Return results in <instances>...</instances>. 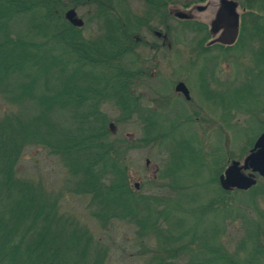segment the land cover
I'll return each instance as SVG.
<instances>
[{
    "label": "trees",
    "instance_id": "16d2710c",
    "mask_svg": "<svg viewBox=\"0 0 264 264\" xmlns=\"http://www.w3.org/2000/svg\"><path fill=\"white\" fill-rule=\"evenodd\" d=\"M66 7L64 0H0V94L19 109L0 117V264H66L60 261L66 256H74L67 264H105V253L99 250L93 263L90 260L92 236L86 227L59 213L62 194L53 195L42 182L17 176L28 146H42L59 157L73 177L72 190L90 197L91 213L103 226L112 220L133 222L141 241H154L151 248L141 243L146 264H260L258 247L241 259L230 255L220 240L225 214L232 211L223 196L244 191L220 187L224 161L220 165L219 159L210 160L199 150L185 172L177 170L186 167L161 172L160 180L168 182L165 194L134 191L102 104L115 103L122 119L135 113L148 119L149 136L163 142V132L154 124L156 113L144 117L133 94L134 74L124 66L140 44L134 37L139 27L128 8L123 20L103 9L97 16L105 21L104 31L86 39L83 26L66 18ZM254 8L261 9L257 1ZM252 9L248 14L256 15L259 25L261 17ZM35 11L41 13L40 24L26 33L12 29L16 18ZM246 16L241 15L242 26L251 21ZM40 37L44 39L38 41ZM244 152L242 148L240 154ZM199 176L214 194L195 203L184 190ZM257 192L252 191L253 198L264 193ZM183 211L188 218L179 215ZM234 211L233 215L239 213ZM206 222L213 227L201 234Z\"/></svg>",
    "mask_w": 264,
    "mask_h": 264
},
{
    "label": "rangeland",
    "instance_id": "374dc122",
    "mask_svg": "<svg viewBox=\"0 0 264 264\" xmlns=\"http://www.w3.org/2000/svg\"><path fill=\"white\" fill-rule=\"evenodd\" d=\"M184 1L169 0L167 23L162 24L155 18L150 25L166 33L165 39L157 37L146 27L139 28L140 44L124 60V66L134 74L131 85L139 109L144 111V117L156 113L154 124L156 130H162L163 142L160 137L149 136L148 119L145 121L138 113L122 119L121 110L115 103L102 104V110L111 120V138L123 150L130 185L145 196L165 194L167 180H160L161 172L186 167L184 171L177 170L185 172L192 166L199 150L200 154L209 155L210 160L219 159L220 165L224 161V169L231 160L242 162L264 129V57L260 61L259 56L264 45V32L259 31L264 26V17L259 25H255L256 15H252L251 21L245 24L250 26L240 32L236 44L221 52L211 47L208 49L206 40L201 41L203 33H194L188 28L197 20L209 24L217 1L194 0L190 7L183 6ZM64 2L67 3L65 15L68 10L75 9L78 17L84 20L82 32L86 39L96 38L104 31L105 21L97 16L103 9L115 17L119 16L118 11H125V6L118 0H86L82 5H74L71 0ZM124 2L128 4L126 10L139 17L149 11L143 0ZM250 3L256 2L250 0ZM200 7L206 9L200 10ZM252 7V11L261 14ZM178 12H185L192 19L182 20L177 17ZM236 12L241 14L243 10L239 7ZM40 15L35 11L16 18L12 29L16 33H26L30 26L41 23ZM167 26H170L169 31ZM179 82H184L190 90V100L182 91L176 90ZM26 109L28 112L33 110L32 107ZM12 110L19 109L11 107L0 94V117ZM148 138H152L151 141ZM242 148L245 152L241 155ZM17 176L42 182L53 195L62 194L59 213L68 217L70 222L74 220L85 226L92 236V263L96 250H99L105 253V264H146L148 256H144L141 243L153 247L154 241L149 244L146 240L141 241L133 222L112 220L103 226L91 213L90 197L72 190L73 177L58 156L42 146H28L17 165ZM256 178L254 190L223 196L230 204L229 209L234 212L238 209L239 213L233 215L230 211L225 214V232L220 240L230 255H238L241 259H248L249 253L258 247L261 251L257 262L264 264V193L252 197V191L264 192V179L258 174ZM203 180L197 177L190 184L192 186L184 190L195 199V203L214 194L212 187ZM159 186L163 189L160 190ZM181 199L187 202L184 195ZM179 215L189 217L184 211ZM212 227L210 222L202 223L200 233ZM253 234L257 236L250 239ZM73 258L66 256L60 261L67 264Z\"/></svg>",
    "mask_w": 264,
    "mask_h": 264
},
{
    "label": "flooded vegetation",
    "instance_id": "af4514ba",
    "mask_svg": "<svg viewBox=\"0 0 264 264\" xmlns=\"http://www.w3.org/2000/svg\"><path fill=\"white\" fill-rule=\"evenodd\" d=\"M89 1H91V0H89ZM118 1L121 4H123V6H125V8H128V4H126L124 2L125 0H118ZM143 1L145 2L146 6L149 7V11H147L146 13L141 15L140 17L136 13H131V17L133 19L135 26H137L139 28L146 27L148 30H152L153 33L157 35V37L165 39V37H167L166 33H164L162 30L156 29L154 27L151 28L150 25L152 24V22L154 21L155 18H157L158 21H160L162 24L167 23L168 18L170 17V13L168 11V7L170 6L169 2H168L169 0H143ZM193 1L194 0H185L183 6L190 7L192 5ZM200 1H202V0H200ZM216 1L217 2H216L215 9H214V16L209 20V24L206 22L203 23L202 21L200 22V20H197L194 22H196L198 24H194V22H192V23H190V26L188 28L190 29V31H192L194 33H203V36H201V41L206 40V47L208 49H210V47H211L212 49L224 52V51L230 50L236 44V42L239 38L240 32L244 31V30L246 31L247 28L250 26V25H244V26L241 25V15H242V13H247L246 17L249 18L250 16L248 13L251 11L250 7L255 6V4H251L250 0H245V2L243 4L240 3L238 0H233L237 4L235 10L237 11V8L241 7L243 12L241 14L237 12V14H238V25H237V29H236L237 30L236 36H235L233 43L227 44V43H224L221 41V37L223 36V33L228 29L227 24H226L228 19L222 18L219 21L217 20L216 22H214L217 19V14L219 13V10L222 7V0H216ZM256 1H257V4L259 5V8H261L259 10L261 12V14H259V16L262 18V16L264 17V3L261 0H255V2ZM204 9H206V7H200V10H204ZM224 9H225V7H224ZM118 13H119V17L121 18V20H123L122 19L123 14L119 11H118ZM180 14H185V17H182ZM177 17L182 19V20L192 19V16L185 13V12H178ZM138 21H141L142 25L137 24ZM169 27L170 26H167V31H169ZM262 27H263V30L261 28L259 30L261 33L264 32V26H262ZM251 28H253V26H251ZM136 32L138 34L139 30ZM137 34L134 37L138 40L139 38H138ZM259 56H260V61H262V57H264V45L262 46V49L259 52ZM184 96H185V94H184ZM185 98L187 100H190L191 95L189 98L186 96H185ZM249 150H248V152H249ZM245 173H247V172H245Z\"/></svg>",
    "mask_w": 264,
    "mask_h": 264
},
{
    "label": "water",
    "instance_id": "95a60500",
    "mask_svg": "<svg viewBox=\"0 0 264 264\" xmlns=\"http://www.w3.org/2000/svg\"><path fill=\"white\" fill-rule=\"evenodd\" d=\"M237 4L233 0H222V7L217 14V20H227V30L223 33L221 41L227 44L234 42L238 25V14L235 10ZM225 7V9H224ZM185 17V14H180ZM66 18L76 26H83L84 20L77 15L75 9L66 12ZM177 91H182L186 97H190V91L184 82H179L176 86ZM149 162V160H147ZM247 171V173H245ZM258 174L264 179V129L254 141L251 149L245 155L242 162L231 160L219 175V185L224 190L238 189L247 190L256 184Z\"/></svg>",
    "mask_w": 264,
    "mask_h": 264
}]
</instances>
